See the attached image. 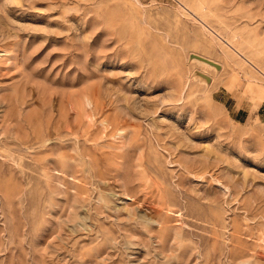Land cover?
Masks as SVG:
<instances>
[{
    "label": "rangeland",
    "instance_id": "rangeland-1",
    "mask_svg": "<svg viewBox=\"0 0 264 264\" xmlns=\"http://www.w3.org/2000/svg\"><path fill=\"white\" fill-rule=\"evenodd\" d=\"M0 264H264V0H0Z\"/></svg>",
    "mask_w": 264,
    "mask_h": 264
},
{
    "label": "water",
    "instance_id": "water-1",
    "mask_svg": "<svg viewBox=\"0 0 264 264\" xmlns=\"http://www.w3.org/2000/svg\"><path fill=\"white\" fill-rule=\"evenodd\" d=\"M198 57L199 59H201V60H203V61H205L206 63H212V64H214L218 69H220L221 68V66L219 65V64H217V63H214L213 61H211V60H209V59H206L205 57H202V56H200V55H197V54H193L192 55V57ZM208 81H211V77L209 76H206L205 77Z\"/></svg>",
    "mask_w": 264,
    "mask_h": 264
},
{
    "label": "bare ground",
    "instance_id": "bare-ground-1",
    "mask_svg": "<svg viewBox=\"0 0 264 264\" xmlns=\"http://www.w3.org/2000/svg\"><path fill=\"white\" fill-rule=\"evenodd\" d=\"M255 64H256V63H255ZM257 66H258V65H254V64H253V70H260V69H259L260 67L258 68ZM251 69H252V68H251ZM253 70H252V71H253ZM44 142H45V140H44ZM42 143H43V142H42ZM43 144H44V143H43Z\"/></svg>",
    "mask_w": 264,
    "mask_h": 264
}]
</instances>
